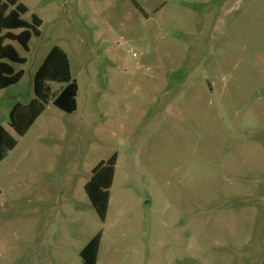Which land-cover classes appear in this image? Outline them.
<instances>
[{
	"label": "rangeland",
	"instance_id": "rangeland-1",
	"mask_svg": "<svg viewBox=\"0 0 264 264\" xmlns=\"http://www.w3.org/2000/svg\"><path fill=\"white\" fill-rule=\"evenodd\" d=\"M42 20L0 124L54 46L50 100L0 161V264H264V0H18ZM53 91L60 83L51 82ZM116 156L104 216L85 186Z\"/></svg>",
	"mask_w": 264,
	"mask_h": 264
},
{
	"label": "trees",
	"instance_id": "trees-1",
	"mask_svg": "<svg viewBox=\"0 0 264 264\" xmlns=\"http://www.w3.org/2000/svg\"><path fill=\"white\" fill-rule=\"evenodd\" d=\"M28 8L18 0H0V90L19 83L24 70H17L14 64H24L26 57L20 55L13 42L24 50H29L32 36L41 34L42 20L36 15L32 22L23 18ZM51 82L60 83L53 91ZM35 98L27 103L17 102L9 114V126L17 137L27 133L37 118L43 113L50 100L66 113L77 110L79 86L73 77L68 54L59 46H54L33 78ZM0 124V161L13 150L18 139ZM116 156L106 164L102 162L94 171L85 189L98 212L104 216L109 201ZM101 244V235L95 236L81 252L84 264H96Z\"/></svg>",
	"mask_w": 264,
	"mask_h": 264
},
{
	"label": "crops",
	"instance_id": "crops-1",
	"mask_svg": "<svg viewBox=\"0 0 264 264\" xmlns=\"http://www.w3.org/2000/svg\"><path fill=\"white\" fill-rule=\"evenodd\" d=\"M35 97H31V98H29V100L27 101V102H29L30 100H32V99H34ZM17 102H21V101H16L15 103H17ZM27 102H25V103H27ZM15 105V104H14ZM13 105V106H14ZM13 108V107H12ZM11 111V110H10Z\"/></svg>",
	"mask_w": 264,
	"mask_h": 264
}]
</instances>
